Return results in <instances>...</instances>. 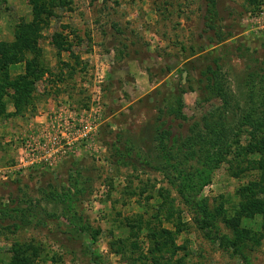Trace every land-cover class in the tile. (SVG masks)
<instances>
[{"label":"rangeland","instance_id":"1","mask_svg":"<svg viewBox=\"0 0 264 264\" xmlns=\"http://www.w3.org/2000/svg\"><path fill=\"white\" fill-rule=\"evenodd\" d=\"M41 4L0 0V264H264V0Z\"/></svg>","mask_w":264,"mask_h":264},{"label":"trees","instance_id":"2","mask_svg":"<svg viewBox=\"0 0 264 264\" xmlns=\"http://www.w3.org/2000/svg\"><path fill=\"white\" fill-rule=\"evenodd\" d=\"M30 1H31V3H33V10L34 11L38 12L39 10H42V11L43 10H49L41 4L42 0H30ZM64 2H65V0L64 1L63 0H48V5L55 3L54 5L58 6L60 4L61 5L64 4ZM258 6L259 5H256V6H254V8H256ZM50 10H52V9H50ZM210 11H212V10H210ZM210 15L216 19V14L214 12H213V14H210ZM16 31H17L18 40H17V42H15L12 45L13 49L11 50L8 47H2V49H3V51H7L9 49V51H12V53H13V55H15V57H18L16 54V50H18L17 48L24 49L26 47H29L30 45L36 46V40H33V38L32 39L30 38V33H32V32L35 33L34 24L33 23L20 24ZM19 52H22V50H20ZM15 62H17V61H15ZM28 63L31 66L33 64V61L32 60L28 61ZM254 79H255L254 76L250 72L246 78V84H247V88L249 90L248 96H249L250 105H249L248 109L242 110L240 108L243 111V114L242 115L240 114V117H239V118H241L240 125H242V126L247 125V134H248L249 138H248L247 144L245 146H241L239 144L238 138L236 139L235 143L238 144V146L240 148H243L244 151H247V152L249 151L251 153H257V154L261 155L262 161H261V163H259V167L261 169H264V110L262 112H260L258 110L257 106L251 107L252 102L254 101V104H255L256 100L259 99V96L257 93L259 86H257V84L254 82L255 81ZM261 87H263V85ZM20 89H22V88H20ZM20 89H18V90H20ZM262 97L264 98V95ZM173 111H175V110H173ZM178 114L183 115L181 109L178 112ZM204 120H205V125H207V126H205L207 129V131H206L207 137L211 138V140L208 139L206 141V143L212 144L211 141L216 136V139L213 141L214 143L212 145H214V146L219 145L220 147L228 146L229 138H227L228 129L226 127V120H227L226 111L219 112L217 119L215 118V113L207 114L204 116ZM199 124H200L199 121L198 122L195 121L194 127L199 126ZM218 125H219V128L217 129L216 127ZM202 132L203 131H201V135H202ZM201 135H200V137H201ZM230 137H231V135H230ZM202 143H203V140H202ZM201 148H203V146ZM230 149H231V146H228L226 152L230 151ZM173 185H175V183H173ZM98 234H99V230L94 231L92 234V238L95 239V237ZM159 248L162 249V246H160ZM24 251L27 252V249H24Z\"/></svg>","mask_w":264,"mask_h":264},{"label":"built area","instance_id":"3","mask_svg":"<svg viewBox=\"0 0 264 264\" xmlns=\"http://www.w3.org/2000/svg\"><path fill=\"white\" fill-rule=\"evenodd\" d=\"M262 13H264V12H262ZM23 165H24V164H23ZM0 171H2V170H0ZM2 176H3L4 178H7V177H8V174H6V171H3Z\"/></svg>","mask_w":264,"mask_h":264},{"label":"water","instance_id":"4","mask_svg":"<svg viewBox=\"0 0 264 264\" xmlns=\"http://www.w3.org/2000/svg\"><path fill=\"white\" fill-rule=\"evenodd\" d=\"M186 75V72H184V76Z\"/></svg>","mask_w":264,"mask_h":264}]
</instances>
